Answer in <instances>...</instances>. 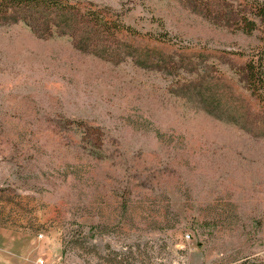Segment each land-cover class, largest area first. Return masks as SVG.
I'll use <instances>...</instances> for the list:
<instances>
[{
    "label": "rangeland",
    "instance_id": "rangeland-1",
    "mask_svg": "<svg viewBox=\"0 0 264 264\" xmlns=\"http://www.w3.org/2000/svg\"><path fill=\"white\" fill-rule=\"evenodd\" d=\"M68 1L0 16L5 264L264 263V0Z\"/></svg>",
    "mask_w": 264,
    "mask_h": 264
},
{
    "label": "trees",
    "instance_id": "trees-1",
    "mask_svg": "<svg viewBox=\"0 0 264 264\" xmlns=\"http://www.w3.org/2000/svg\"><path fill=\"white\" fill-rule=\"evenodd\" d=\"M20 10H36L48 12H59L64 18L63 26L72 29L79 28L84 31V24L93 23L90 27L91 31L88 34L98 35L104 33L103 30L111 32L114 28L112 21L107 20L99 14H92L91 21L79 20V10H75L68 0H0V16H7L16 13ZM256 15L264 20V5L257 9ZM93 21V22H92ZM253 29L255 22L248 21ZM117 31L124 30L135 34L136 31L127 26H115ZM101 34V35H102ZM245 71L249 83V89L261 101H264V52L252 55L246 62ZM242 264H264L263 262L251 261L245 259Z\"/></svg>",
    "mask_w": 264,
    "mask_h": 264
},
{
    "label": "crops",
    "instance_id": "crops-1",
    "mask_svg": "<svg viewBox=\"0 0 264 264\" xmlns=\"http://www.w3.org/2000/svg\"><path fill=\"white\" fill-rule=\"evenodd\" d=\"M0 264H5L4 262V247L0 246ZM28 264H37L36 260H33L32 263Z\"/></svg>",
    "mask_w": 264,
    "mask_h": 264
},
{
    "label": "built area",
    "instance_id": "built-area-1",
    "mask_svg": "<svg viewBox=\"0 0 264 264\" xmlns=\"http://www.w3.org/2000/svg\"><path fill=\"white\" fill-rule=\"evenodd\" d=\"M38 262H39V264H44L45 260H44V258H40V259L38 260Z\"/></svg>",
    "mask_w": 264,
    "mask_h": 264
}]
</instances>
